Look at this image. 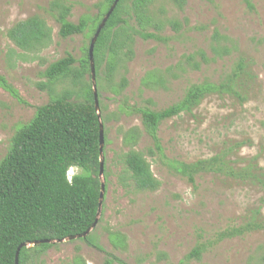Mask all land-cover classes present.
<instances>
[{
	"label": "rangeland",
	"instance_id": "obj_1",
	"mask_svg": "<svg viewBox=\"0 0 264 264\" xmlns=\"http://www.w3.org/2000/svg\"><path fill=\"white\" fill-rule=\"evenodd\" d=\"M52 1L0 0V76L24 102L0 87V160L15 132L32 120L37 107L65 93L71 101H82L88 84L92 88L90 72L78 80L71 74L53 83H47L43 73L67 55L75 60L73 70L80 68L93 29L99 25V4L104 0H65L71 6L68 20L88 24L83 34L66 39L58 35L59 25L48 12ZM251 3L254 10L243 0H186L179 9L172 0H150V23L140 28L132 0L123 2L121 18L129 26L164 40L133 35L132 44L116 56L104 51L95 69L106 140L103 174L100 178L98 174L104 198L97 225L88 236L101 250L81 239L65 240L54 243L30 264H78L79 259L84 264H103L107 254L125 264H183L184 256L198 243L214 241L218 233L242 224L252 210L260 208L264 217V188L259 185L206 174L193 187L167 165L168 160L190 163L226 153L237 168L256 158L264 173V0ZM33 16L51 29V42L26 52L6 32ZM170 21L180 23L178 32ZM215 33L220 36L218 41L213 38ZM215 43L228 48V56H215L211 52ZM128 48L132 54L127 53ZM200 52L208 62L201 59ZM190 55L198 69L186 61ZM239 61L246 64L249 74L242 76L246 86L239 96L210 94L191 114L163 121L158 137L166 159L148 154L153 143L139 110H164L178 103L190 85L219 83ZM109 64L115 66L111 77ZM130 150L141 153L149 163L160 183L156 191L135 188L123 164V156ZM78 172L70 169L68 178ZM263 253L264 231H257L216 243L200 261L189 264H257Z\"/></svg>",
	"mask_w": 264,
	"mask_h": 264
},
{
	"label": "trees",
	"instance_id": "obj_2",
	"mask_svg": "<svg viewBox=\"0 0 264 264\" xmlns=\"http://www.w3.org/2000/svg\"><path fill=\"white\" fill-rule=\"evenodd\" d=\"M124 1L119 0L97 38L93 50L96 70L104 51L116 56L120 49L132 44L133 35L143 40H164L156 33H146L129 26L126 20L121 18L125 12ZM149 1L132 0L131 9L140 28L150 23L147 16ZM172 1L179 9H182L186 2V0ZM243 1L248 9L254 10L251 0ZM113 2L114 0H104L99 4L102 13L98 18V24ZM48 12L59 25L58 35L63 39L81 35L88 27L84 20H80L77 24L68 20L71 6L65 0H53ZM169 25L175 32L181 28L177 21H170ZM97 28L93 29L92 37ZM157 28L159 27L156 26ZM6 36L17 48L34 52L51 42V29L44 20L33 16L15 23L7 30ZM213 38L218 41L220 36L215 33ZM89 46L78 70H73L75 60L71 55L51 63L43 73L47 83L67 78L71 74L75 80H78L86 72H90ZM211 52L218 58H223L228 56L229 50L215 43L211 46ZM127 53L132 54L131 49L128 48ZM200 57L204 62H208L203 52H200ZM185 59L193 68H199L194 62L193 55ZM114 67L109 64L107 73L110 77L114 74ZM246 68V64L239 61L217 84L206 81L190 85L178 103L164 110L140 109L142 125L153 143L148 154L166 159L158 137V129L163 121L182 113L191 114L210 94L239 96L246 86L242 76L249 77L248 72H245ZM45 86L39 85L40 88ZM0 87L19 102L24 103L16 89L2 76H0ZM104 142H106L105 135ZM99 146V121L94 109L90 84L85 89L82 101H71L69 93L57 95L47 104L37 107L32 120L15 132L6 155L0 160V264H14L16 250L21 244L42 240H64L83 234L92 226L96 218L100 194ZM233 163L226 153L190 163L167 161L168 168L193 187H196L197 178L206 174H215L264 188V173L258 166L256 158L239 168L233 166ZM123 164L136 189L154 192L159 188V181L153 176L149 163L141 153L128 151L123 156ZM72 168L79 172L69 180L68 172ZM257 231H264V217L260 208L252 210L242 224L218 233L214 241L206 244L198 243L184 256L183 264L200 261L208 248L216 243ZM81 240L101 250L99 246L90 242L89 236ZM52 246L53 244H42L32 248H21L19 264H30ZM114 262L125 264L111 254H107L103 264H114ZM78 264L84 263L79 259ZM257 264H264V253L259 257Z\"/></svg>",
	"mask_w": 264,
	"mask_h": 264
},
{
	"label": "water",
	"instance_id": "obj_3",
	"mask_svg": "<svg viewBox=\"0 0 264 264\" xmlns=\"http://www.w3.org/2000/svg\"><path fill=\"white\" fill-rule=\"evenodd\" d=\"M119 0H114L112 6L110 7L109 11L106 13V15L104 16V18L102 19L101 23L99 24L95 34L93 35L91 42H90V46H89V50H88V55H89V65H90V78H91V84H92V93H93V99H94V109L97 115V119L99 121V154H100V161H99V178L102 176L103 174V167H104V163H103V158H102V153H103V146H104V127L103 124L101 122V117H100V108H99V101H98V94H97V90H96V74H95V65H94V59H93V50H94V46L95 43L97 41V38L102 30V28L105 26L107 20L109 19L111 13L113 12V10L115 9L116 5L118 4ZM104 198V184L101 182L100 183V194H99V202H98V210L96 213V218L94 220V223L92 224V226L87 229L83 234L80 235H76V236H71L68 237L64 240H58V241H52V240H42V241H37V242H33L30 244L24 243L21 244L15 253V259H14V264H19V252L21 250V248L25 247V248H32L38 245H42V244H54V243H61L63 241H72L75 239H85L88 234L92 231V229L97 225L98 222V216L100 213V209H101V205H102V201Z\"/></svg>",
	"mask_w": 264,
	"mask_h": 264
},
{
	"label": "built area",
	"instance_id": "obj_4",
	"mask_svg": "<svg viewBox=\"0 0 264 264\" xmlns=\"http://www.w3.org/2000/svg\"><path fill=\"white\" fill-rule=\"evenodd\" d=\"M70 180V179H69Z\"/></svg>",
	"mask_w": 264,
	"mask_h": 264
}]
</instances>
